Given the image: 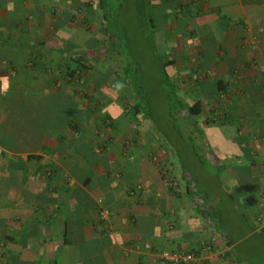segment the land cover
<instances>
[{"label":"crops","instance_id":"0c3cea01","mask_svg":"<svg viewBox=\"0 0 264 264\" xmlns=\"http://www.w3.org/2000/svg\"><path fill=\"white\" fill-rule=\"evenodd\" d=\"M150 1L172 80L201 86L193 176L98 74L65 75L107 50L99 0H0V264H163L206 244L207 264H264V0Z\"/></svg>","mask_w":264,"mask_h":264},{"label":"rangeland","instance_id":"374dc122","mask_svg":"<svg viewBox=\"0 0 264 264\" xmlns=\"http://www.w3.org/2000/svg\"><path fill=\"white\" fill-rule=\"evenodd\" d=\"M130 6L131 7H128V10H125L126 12L123 11L121 15L118 16L117 21H111L113 26H119L118 30L121 35V44H119L117 49L115 48L113 52H110L111 54L109 58H107L108 53L106 49L97 51L95 53L96 60L94 62L96 64L98 63L99 67L96 69L93 67L92 69H87L86 73L77 74L72 78L73 82L75 81V83H77L78 78L80 76L83 77L86 74L89 76L98 74L100 82H102L105 90L108 92H114L122 97V101L127 107L132 105L136 100V97L141 98L142 103L140 105L142 111L148 117L147 121L151 122L158 130H161L163 140L169 143V145L172 144L175 146L178 160L185 168L187 175L193 176L192 172L194 169L192 170V168H195L196 170L197 166L191 165V168L185 166L188 158L187 153H190V149L187 147L194 143L197 144V142L202 139L201 132L191 125V119L186 121H183L181 118L171 119L169 114H167L165 106L166 92L160 85L158 77L160 70L159 60L153 55L149 43L150 38L152 40V37L149 35L150 27H144L142 25L140 18H138L133 10V6ZM154 9L156 8L151 7L150 11H155ZM157 14L152 15L154 18L153 23L156 26L159 25ZM256 37L257 35L255 38ZM112 41L113 38L111 36L108 37L106 42L108 47H111ZM118 51L121 55H117ZM254 58L256 59L257 57ZM261 58L264 62V53L262 54V57H259V62L262 60ZM124 64L127 68V74L130 75L129 82L131 83L133 81L135 86L129 84H127V87L123 86L121 77H124L125 72H123L124 68L119 69V67ZM113 70H118V76L112 72ZM109 71L110 73L107 74ZM204 71L203 68L194 70V72H191L192 76H190V80L193 79V76L202 78ZM181 73L182 71L175 75V78L173 77V80L179 83L178 96L183 102L191 103L194 101L196 94L191 91V85L183 83V74ZM73 86L75 85L73 84ZM172 105H174V101H172ZM187 124H189V127ZM211 182L212 181H210L209 184V190L215 187L212 184L213 182ZM200 183L201 180H199L198 184ZM209 190L206 189V192L209 193Z\"/></svg>","mask_w":264,"mask_h":264},{"label":"trees","instance_id":"16d2710c","mask_svg":"<svg viewBox=\"0 0 264 264\" xmlns=\"http://www.w3.org/2000/svg\"><path fill=\"white\" fill-rule=\"evenodd\" d=\"M130 5L133 6V10L135 14L138 16V18H140L142 25L144 27L146 26L150 27V28L147 27L149 28V35L152 37V40L150 38L149 43H150L151 50L153 51V55L155 56V58L159 60L160 70H159L158 77H159L160 85L166 92L165 93L166 94L165 106H166L167 114H169V117L171 119L181 118L183 121L190 120L191 118L196 117L202 112L203 104H204V101L200 95L201 91L199 92L198 90L199 88H201V86L198 84L194 86L196 96H195V100L192 103H185L183 102V100L179 98L178 96L179 87L175 82H173L171 78V66L174 64V61L171 60L166 55V53L164 52L162 53L160 51V49L164 46V43L163 41L160 42L159 40H157L155 36L153 17L150 12V8L152 6V3L150 0H99V7L101 9L102 22H103L104 38L111 36L114 39L113 43H111V47L107 48V53H108L107 58L110 57V54H111L110 52H113L114 49L115 48L117 49L119 44H121V41H120L121 35L118 30L119 26H113L111 21H114V20L117 21L118 16H120L123 11L128 10V7L129 8L131 7ZM117 55H121L119 51ZM82 59H83L82 54L81 55L79 54L76 57H74L73 60L76 62L77 65L65 67V75L69 76L70 78H73L77 74L79 75L83 70H87L88 68H85L83 66V62H81ZM120 68L122 69L124 68L123 72H125L124 77L120 76L122 78L123 86L127 87V84L135 86V83L133 81L131 83L129 82L130 75L127 74V71H126L127 68L125 67V64L120 66L119 69ZM112 72L115 73L116 76H118V73H117L118 70H113ZM109 73L110 71L107 74ZM215 89H216V92L220 94V96H224L225 87L223 86L222 81L220 80L216 81ZM172 101H174V105H172ZM141 103H142L141 98L136 97V100L132 103V105H129L128 108H130L133 114H136L138 113L139 109L142 110V107L140 105ZM142 113H143L144 118L147 119L148 117L146 116V114H144L143 111ZM28 158H31V157H28Z\"/></svg>","mask_w":264,"mask_h":264},{"label":"built area","instance_id":"2783aa9c","mask_svg":"<svg viewBox=\"0 0 264 264\" xmlns=\"http://www.w3.org/2000/svg\"><path fill=\"white\" fill-rule=\"evenodd\" d=\"M256 40L252 39V42ZM107 211H103L102 218L106 219ZM212 250L211 245H203L199 250H177V251H163L160 254V259L163 264H207L205 262L204 253Z\"/></svg>","mask_w":264,"mask_h":264}]
</instances>
